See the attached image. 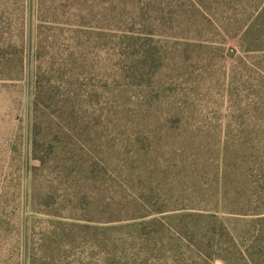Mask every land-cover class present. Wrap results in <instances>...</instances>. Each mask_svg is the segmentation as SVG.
<instances>
[{
	"label": "rangeland",
	"instance_id": "rangeland-1",
	"mask_svg": "<svg viewBox=\"0 0 264 264\" xmlns=\"http://www.w3.org/2000/svg\"><path fill=\"white\" fill-rule=\"evenodd\" d=\"M109 1L0 0V264H264V0Z\"/></svg>",
	"mask_w": 264,
	"mask_h": 264
},
{
	"label": "trees",
	"instance_id": "trees-1",
	"mask_svg": "<svg viewBox=\"0 0 264 264\" xmlns=\"http://www.w3.org/2000/svg\"><path fill=\"white\" fill-rule=\"evenodd\" d=\"M191 2L193 3L192 4L193 7L197 8L198 10H202L205 13L204 15H207L206 19H208L210 17L209 12L211 9V5L202 6L201 0H191ZM109 3L112 7H115V4H118V1L117 0H110ZM210 4H212V3H210ZM119 5L129 6L130 2H128V0H123L121 2V4H119ZM166 5H167V3H166ZM163 11H164V9L161 10V8H159L155 12H163ZM260 15H261V13L253 16L251 21L252 20H254V21H252L250 23V25H248V28L253 26L252 25L253 23L257 22V18ZM263 15L264 14H262L260 16V20L263 18ZM252 30H250V31H252ZM126 32H133V31L127 30ZM138 34H140V33H138ZM244 34H245L244 37L241 38L242 42L245 39V37L248 35L247 32H244ZM152 36H154V35L152 34ZM156 112H157L156 113V121H155L156 126H153L152 128L147 126L146 132L144 134L146 136L145 139L148 142L147 147L148 148L152 147L150 150L144 152V154H145L144 157H148V155H150V153L153 152L155 149V146H153V142L150 141L152 135H154V137H156L157 135H159V134L161 135L162 133H164V135H166V138H167V137H170L169 132H171L173 130V128L168 125V120H167V117L169 116L168 113L164 115L161 108H159V110H156ZM163 121H165V122L163 124H161ZM148 122H151V121H148ZM157 123H159V125H157ZM175 130H179V129L175 128ZM111 131L113 132V129ZM176 135L178 136L179 134H176ZM192 135H197V134H195L193 132ZM101 137L102 136L96 137V140L93 142L92 146L97 147L100 150L105 147V149L108 151V158H107V156H106V158L104 156H102L101 158H103V159L93 158V159L83 160L81 162V164L79 165L80 166L79 169L85 170L88 168V169H90V171H93V170H96L97 168H103L105 170L106 169L109 170L111 168V166H119V165H120V168L123 169V165H121L119 157L115 155V151L120 146L119 144H117L116 139L112 138L110 141H108L106 143H101ZM171 137H172V135H171ZM192 141L195 143V139H193ZM69 144H70L71 148L75 145V143H71V142ZM71 148H70V152H64V154H63L64 159H62V161L63 162L66 161V162H68V164L72 165V163H69V161L72 162L71 159H65V157L69 153L70 154L72 153ZM109 151H111V152H109ZM96 155L99 156L100 153H96ZM135 162H137V159H135ZM191 165H194V163H192ZM127 166L128 165H126V167ZM121 169H119V170H121ZM195 186L196 185L194 184V178H193L188 189L191 191H195L194 190ZM220 197H221V195H220ZM109 200H113V199L110 198ZM109 208H110V210H113L112 205H109ZM115 210H118V209L116 208ZM182 210L183 211L184 210L199 211V214H197V215H201V217L204 220H206L208 223H210V225H211V227L207 230V232H212V234H214V235H219L220 239H226V240L231 241L232 246L237 248V242L235 240V237H233L231 231L228 230V227L218 217V213L220 212V210H224L228 214H239L238 213L239 211H235V209H227L225 207L221 209L219 207V205H211V206L194 205L191 207L186 205L184 207L177 206V207H170L169 208V211H182ZM162 212H166V211H160V210L159 211H151V213H156V214L162 213ZM235 254H237V257H236L237 259H234ZM213 256H215V258H217V259H220L223 264H233L237 260H239L240 264H252V260H253V257L249 256L247 254V252H244L241 250H237V253L236 252L235 253H233V252L218 253V254H215Z\"/></svg>",
	"mask_w": 264,
	"mask_h": 264
}]
</instances>
